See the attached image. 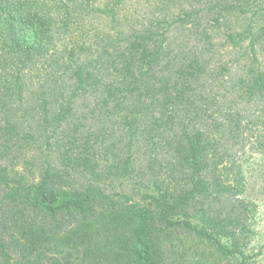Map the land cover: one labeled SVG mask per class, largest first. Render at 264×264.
I'll use <instances>...</instances> for the list:
<instances>
[{
  "label": "trees",
  "instance_id": "1",
  "mask_svg": "<svg viewBox=\"0 0 264 264\" xmlns=\"http://www.w3.org/2000/svg\"><path fill=\"white\" fill-rule=\"evenodd\" d=\"M253 149L264 0H0V264H251Z\"/></svg>",
  "mask_w": 264,
  "mask_h": 264
},
{
  "label": "rangeland",
  "instance_id": "2",
  "mask_svg": "<svg viewBox=\"0 0 264 264\" xmlns=\"http://www.w3.org/2000/svg\"><path fill=\"white\" fill-rule=\"evenodd\" d=\"M256 137L253 138L255 140ZM245 159L248 167V186L245 191L247 201L251 202L252 215L255 216L253 230L248 238L240 237V243H246L244 249L247 255H252L251 264H264V156L250 150L236 156ZM254 255V256H253ZM209 264H231L228 261H214ZM233 264V263H232Z\"/></svg>",
  "mask_w": 264,
  "mask_h": 264
}]
</instances>
